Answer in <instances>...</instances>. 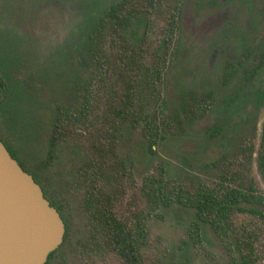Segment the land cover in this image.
<instances>
[{
	"label": "rangeland",
	"instance_id": "obj_1",
	"mask_svg": "<svg viewBox=\"0 0 264 264\" xmlns=\"http://www.w3.org/2000/svg\"><path fill=\"white\" fill-rule=\"evenodd\" d=\"M118 1L0 0V140L61 208L67 233L49 264H81L88 240L82 189L73 174L83 152L71 143L51 151L52 121L60 104H78L92 63L87 34ZM178 26V53L163 59L158 92L146 111L161 138L149 151L147 137L135 127L124 128L117 141L118 155L130 161L124 208L146 217L140 264H228L226 246L209 226L193 243L187 236L192 211L151 204L141 186L162 165L168 183L185 188L212 185L221 175L264 192L256 163L264 119V57L257 65L264 0H185ZM249 48L243 60L240 53ZM231 224L240 240L252 235L255 264H264V219L238 211Z\"/></svg>",
	"mask_w": 264,
	"mask_h": 264
},
{
	"label": "trees",
	"instance_id": "obj_2",
	"mask_svg": "<svg viewBox=\"0 0 264 264\" xmlns=\"http://www.w3.org/2000/svg\"><path fill=\"white\" fill-rule=\"evenodd\" d=\"M184 1L119 0L111 4L87 34L92 63L81 83L78 104L57 107L49 135L51 151L57 144L71 143L75 151L83 152L82 163L73 167L88 222V240L80 251L81 264L94 259L105 263L110 258L118 264L141 262L140 249L147 237L146 217L128 213L124 208L130 178L125 165H130V161L118 155L117 141L124 128L135 127L147 137L149 151L161 138V129H153L146 111L158 92L163 59L168 53H178V19ZM250 52L251 48L243 49L240 56L246 60ZM263 57L264 49L257 65ZM227 70L231 74L233 66L228 65ZM253 74L251 71L247 76ZM6 150L37 183L35 173L17 160L15 151ZM256 163L264 178V119ZM141 192L156 206L175 205L192 211L187 236L193 243L199 241L207 225L226 246L228 264H255L252 235L246 232L240 240L231 224V215L238 211L264 219V192L252 184H233L232 179L220 175L212 185L185 188L168 183L164 167L158 165L157 176H146ZM64 228L63 240L67 233L65 223ZM55 251L48 254L43 264H49Z\"/></svg>",
	"mask_w": 264,
	"mask_h": 264
},
{
	"label": "water",
	"instance_id": "obj_3",
	"mask_svg": "<svg viewBox=\"0 0 264 264\" xmlns=\"http://www.w3.org/2000/svg\"><path fill=\"white\" fill-rule=\"evenodd\" d=\"M64 231L39 184L0 140V264H43Z\"/></svg>",
	"mask_w": 264,
	"mask_h": 264
},
{
	"label": "flooded vegetation",
	"instance_id": "obj_4",
	"mask_svg": "<svg viewBox=\"0 0 264 264\" xmlns=\"http://www.w3.org/2000/svg\"><path fill=\"white\" fill-rule=\"evenodd\" d=\"M37 183H38L39 186L41 187V190H42V192H43V196L48 200L49 204H50L51 206H53V207L57 210V212L59 213V215L61 216V214H60V213H62L61 208H60L57 204H55V203L51 200V198H50L49 196H47V194H46V192H45V189H44L43 185H42L40 182H37ZM61 218H62V217H61ZM62 220H63V222L65 223L64 218H63Z\"/></svg>",
	"mask_w": 264,
	"mask_h": 264
}]
</instances>
